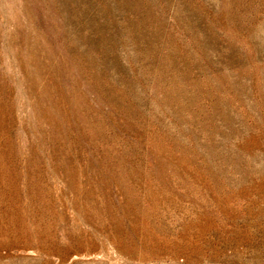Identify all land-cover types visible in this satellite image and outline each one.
Listing matches in <instances>:
<instances>
[{
	"label": "rangeland",
	"instance_id": "obj_1",
	"mask_svg": "<svg viewBox=\"0 0 264 264\" xmlns=\"http://www.w3.org/2000/svg\"><path fill=\"white\" fill-rule=\"evenodd\" d=\"M0 264H264V0H0Z\"/></svg>",
	"mask_w": 264,
	"mask_h": 264
}]
</instances>
